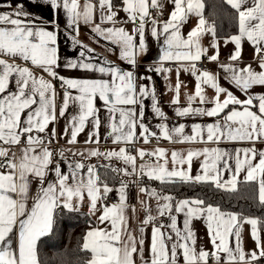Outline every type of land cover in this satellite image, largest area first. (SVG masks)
Returning a JSON list of instances; mask_svg holds the SVG:
<instances>
[{
  "label": "snow or ice",
  "instance_id": "1",
  "mask_svg": "<svg viewBox=\"0 0 264 264\" xmlns=\"http://www.w3.org/2000/svg\"><path fill=\"white\" fill-rule=\"evenodd\" d=\"M37 2L32 0L34 4ZM169 2L173 8L168 19L160 24L151 10L156 9L162 14L164 4L161 0H122V11L126 14L124 23L134 25L129 32L125 27L117 26L120 21L117 20L118 11L114 10L113 0H98L97 3L86 0L83 4L80 0H44L52 10L64 12L67 27L73 29L77 36L81 21L92 25V32L116 45L119 59L133 69L138 56L148 51L146 29L150 21L151 36L157 40L163 36L164 47L157 66L147 71L163 74L168 80L167 74L172 72V68L165 67V63L177 65L176 83L174 87L169 85L174 94L171 104H181L183 82L179 80L180 71L190 72L195 78L194 91L187 95L186 106H177L175 115L221 117L206 126L193 124L191 134H186L183 123L171 128L168 126V118L159 106L151 76L140 77V80L150 83L138 84L133 70H122L106 59L100 63L93 62L89 54L95 50L83 45L77 36L70 37L73 45L85 50L79 52L81 59H69L64 67L98 72L109 78L71 79L58 76L55 70L60 66L57 32L35 23L31 13L24 11L22 3L11 12H0V57H3L0 58V142L21 146L20 156L13 152L11 158V148L0 147V158L4 159L0 169H6L0 171V264H39L37 244L51 233L57 209L79 211L85 199L89 202V213L95 215L99 211L98 223L108 225L90 228L84 235L82 250L91 253L87 264H137V255L143 264H209L210 259L214 264H256L264 259V239L261 235L264 221L261 219L223 211L219 206L205 204L198 197L175 200L170 194H161L146 187H140L139 191L156 200L157 215L152 214L146 200L140 202L146 215L137 236L130 229L127 215L128 182L120 180L116 189L117 203H101L113 188L101 179L96 165L84 162L92 157H103L108 161L115 159L125 167L102 166L117 176L138 175L141 179L147 177L162 184L177 181L182 184H211L225 192H236L238 184L243 182L254 187L259 204L264 206V151L257 152L250 147L229 153L219 147H205L186 153L172 151L169 155L162 147L152 150L135 148L138 140L149 144L152 138L170 143L264 142V94L250 93L253 87L264 86V0H225L234 10L237 22V33L224 40L225 44L234 45L228 63L220 61V41L215 25L209 24L203 15V0ZM4 6L12 7L11 4L0 5ZM191 16L197 17V23L185 37L182 28ZM206 35L212 38L208 47L202 43ZM245 42L254 50L259 71L251 64L239 67ZM17 58L30 62L53 80L58 78L61 81L64 91L59 106L52 80L37 76L30 67L16 63ZM205 58L217 63L228 82L243 92L246 99H239L223 87L216 73L198 67ZM13 78L15 90L10 91ZM206 88L213 90L212 97L207 96ZM97 98L108 113V138L114 145H119L118 149L101 151L96 147L86 152L68 149L73 158L61 150L59 159H56L49 145L57 140L58 134L54 127L50 133L48 128L59 118H64L70 106H74L76 111L61 138L68 137L67 144L74 145L78 136L89 128L85 143L100 144L102 120L100 109L96 107ZM148 99L151 100L152 112L161 121L156 126L158 133L144 123V102ZM45 136L49 138L45 139ZM129 145L133 146L135 155L129 150ZM76 156L81 159H74ZM146 157L148 161H145ZM138 158L144 162L137 165ZM194 159L201 160L200 173L195 176L191 174ZM61 162L66 165V171L62 169ZM50 170L56 179L45 184ZM225 172L230 174L228 179L224 178ZM241 173H244L243 181L240 180ZM29 177L37 178L40 184L30 207L27 203ZM132 211L136 209L133 207ZM181 214L184 217L182 227L178 224ZM158 217H167L168 223H157ZM194 220L205 222L211 251L197 247V236L192 227ZM149 225L150 259L145 260L144 233ZM244 225L250 226V237L255 243V249L250 252H246L243 246ZM13 235H17L15 244L11 239Z\"/></svg>",
  "mask_w": 264,
  "mask_h": 264
},
{
  "label": "crops",
  "instance_id": "2",
  "mask_svg": "<svg viewBox=\"0 0 264 264\" xmlns=\"http://www.w3.org/2000/svg\"><path fill=\"white\" fill-rule=\"evenodd\" d=\"M81 4L85 3L86 0H80ZM94 3H97L98 0H93ZM161 2L164 4L163 8V21L160 22L162 24L165 20L168 19L169 13L171 12L173 5L169 2V0H161ZM23 4L24 5V11H27L31 13V18L34 20L35 23L43 25L48 30H55L58 34V53L60 56V66L56 68L55 70L58 73V76H62L65 78H71V79H108L107 76H101L98 72H87L79 69H67L64 67L67 60L69 59H81L79 57V52L82 50H85L81 48L79 45H73L72 39L70 37L77 36L76 32L73 31V29H70L67 27V17L64 14V12L61 10L59 12L54 11L50 8L49 5L44 3V0H38L37 3H32V0H0V5H8L11 4L12 7H0V12H11L14 10L15 6L17 4ZM115 8L114 10L118 11L117 20L120 21V23L117 25L118 27H125L126 30L131 32L132 28L134 27L131 23H124L126 20V14L122 11V0L118 4H114ZM36 17H40L39 20H35ZM49 17H51V21L49 20ZM97 22H99V12L96 13ZM197 23V17L191 16L189 17V20L186 24L183 25L182 33L186 37L187 33L196 26ZM58 24V27L56 25ZM105 26H111V25H105ZM151 22L149 21L147 24L146 29V44L148 46V51L144 55H140L137 58V65L135 69L132 68L131 65L127 64L124 61H121L119 59V48L116 45L111 44L108 41L102 40L100 37H98L94 32H92V25L85 24L83 21H81L78 25V36L77 39L83 44L88 47L93 48L95 51L91 54H89L91 57H93V62L100 63L103 60L110 61L113 65L120 67L122 70H133L135 72V75L137 77V83H150L149 81L140 80L141 76H151L152 82L155 84L157 98L159 100V106L162 109V111L167 116L166 123L168 126L174 127L178 126L179 124L183 123L186 125L185 132L186 134H191V128L193 124L199 123L202 125H207L208 123H215L217 120L221 119V117H201V116H187V117H178L175 115V108L177 106H186L187 104V95L193 93L194 87H195V78L190 74V72L180 71L179 74V80L183 82L182 88H181V104L180 105H173L171 104V100L173 98V92L169 90V85L173 86L176 83L177 80V65L172 62H166L165 67L172 68V72L168 73V80L164 79L163 74H157L155 72L147 71L150 67L157 66V63L159 61V57L162 54V48L163 45V36L157 40L156 38H153L151 36ZM211 36L206 35L204 36L202 43L205 47H208L211 41ZM226 38L219 39L220 41V61L224 63H228V56L230 53L234 50V45L231 43L225 44L224 40ZM3 58V57H0ZM98 58V59H97ZM202 61L209 62L206 58ZM16 63L22 65V66H28L31 68V70L37 75V76H44L45 79L52 80V83L55 85L56 92H57V104L61 103L62 100V94L64 89L61 87V81L57 79H52L47 75V73H44L41 69L33 67L30 62L26 63L19 58L16 59ZM239 67H244L248 64H251L252 67L259 71L257 58L254 56V50L253 48L245 42L243 44V51H242V58L241 61L238 62ZM210 68L207 70L213 71L220 77V84L227 88L228 90L232 91L234 95H236L239 99L244 100L246 99V96L243 92H241L239 89L234 87L232 84L228 82V80L225 78V73L223 70L219 67L217 63L209 62ZM14 79L13 83L10 85V91L15 90L14 85ZM250 93L253 95H261L264 94V86H255L252 89H250ZM206 94L208 97H212L214 95V92L210 88H206ZM223 98V97H222ZM145 116H144V123L152 130L158 133L157 124L161 121L155 116V114L152 112L151 109V100H145ZM202 107H211V105H201ZM96 107L100 109V117L102 120L101 128L99 130L100 135V144L95 145L91 143H85L87 140V134L89 131V128H86L83 133H81L77 138V143L74 145L67 144L68 137H62L61 135L63 133L64 128L67 126L69 119L71 118V115L75 114V107L70 106L68 113H66V116L64 118H59L54 124H50L48 128V132H51V129L54 127L57 131V140L54 141L49 147L53 149L54 154L56 156V159H59V153L61 150L65 151V154L68 155L70 158L71 154L67 151L68 149H71L72 151H79V152H86L89 149L99 147L101 151H108L112 149H118L119 145H114L111 142V139L108 138V123H107V117L108 113L103 105V103L97 98L96 100ZM232 107V106H230ZM137 111H139V106H137ZM223 115V114H222ZM139 131V130H138ZM45 135V134H41ZM49 136H45V139H48ZM0 147L4 148H11V151L9 152V157H11L12 153L15 152L16 156L19 157L21 154V146H8L3 145L2 142H0ZM156 147H162L167 149L169 155L172 151H178L186 153L188 150H196V149H203L205 147H219L223 150L228 151L229 153H234L237 149L241 148H250L254 147L257 152L264 151V142L256 141L255 144H251L249 142H229V141H222L219 144L214 143H170L167 140L161 139V142L156 143H149V144H143L142 141L137 142L135 145V148H144L147 150L155 149ZM129 150L132 151V154L135 155V151L133 146L129 145ZM74 159L79 160L81 157L76 156ZM98 160L101 162L103 160V157L97 158L92 157L90 159H86L84 162L86 165H94L93 160ZM202 159V158H201ZM149 158H145V161H148ZM106 164H111L113 167L117 168H123L125 165L121 161L118 160H105ZM4 159L0 158V163H3ZM144 161L137 159V165L140 163H143ZM154 162V161H149ZM200 163L201 160L194 159L192 163V171L191 174L193 176L200 173ZM232 166L234 167V160L231 161ZM61 167L65 171L66 165L61 162ZM171 167V165H169ZM187 167V165H185ZM108 169V168H107ZM6 169H1L0 171H5ZM112 173V172H111ZM115 175V173H112ZM230 176L229 173H224V178L228 179ZM244 173H241L240 180L243 181ZM124 181L128 182L127 187V203L129 205L127 215L129 217V225L130 229L139 235L138 229L141 226V221L145 217L146 213L143 210V207L141 205L142 200H146L147 203L150 205L152 209V214L155 216L156 208H157V202L155 199H149L146 195L140 193L139 189L140 187H146L148 189H155L158 193L161 194H167L160 190H158L157 186L154 183H160L156 180H150L147 177H143L142 179L136 175V176H130V177H124L120 176ZM55 174L53 171H49L46 178H45V184L48 182L55 181ZM29 192H28V200L27 203L29 207L32 204V198L36 195V193L40 189V184L38 182V179L35 177H29ZM179 181L175 182L178 183ZM162 184V183H160ZM109 185V184H108ZM110 186V185H109ZM119 185L116 186H110L113 188V191L109 193L107 196L112 195L114 196L118 201V193L116 191L117 188H119ZM14 198L15 197V194ZM101 203L111 205V203H108L105 200H103ZM100 205L98 204V208ZM135 208L136 211L133 212L132 208ZM79 212L86 213L94 222L95 227H108L107 224L101 225L97 221V217L100 215V212L97 211L95 215L89 213V202L87 199L84 200V202L80 205ZM183 215L178 216V224L182 227L183 224ZM163 221L164 223H168L167 217L164 218H157V223H160ZM192 227L194 228L197 236V247L201 248L203 247L206 250L211 251V244L209 242V237L207 233V228L205 225V222L203 220H194L192 223ZM262 239H264V230L261 232ZM150 236H151V225L146 227L144 238H145V245H144V259L149 260V244H150ZM242 237H243V246L246 252H250L255 249V243L252 241L250 237V226L244 225L243 231H242ZM13 243L15 244L17 242V235H13L11 237ZM137 264H143V261H141L140 256L137 255L135 257ZM209 264H214V262L209 261ZM256 264H264V259H261L260 261L256 262Z\"/></svg>",
  "mask_w": 264,
  "mask_h": 264
},
{
  "label": "trees",
  "instance_id": "3",
  "mask_svg": "<svg viewBox=\"0 0 264 264\" xmlns=\"http://www.w3.org/2000/svg\"><path fill=\"white\" fill-rule=\"evenodd\" d=\"M121 0H113L118 4ZM205 5L203 15L209 24H214L217 38H227L237 33L236 14L225 3V0H203ZM101 179L110 186L120 184L123 180L110 169L103 167L104 159L93 160ZM1 170V169H0ZM158 190L170 194L175 200L200 198L205 204L219 206L223 211L238 213L241 217H256L264 221V206L258 202L257 192L250 184L239 183L236 192H225L216 189L211 184H160L154 183ZM94 226L93 220L83 212H69L58 208L54 216V224L49 235L42 237L37 244L39 264H87L91 253L82 250L83 237ZM264 230V223L261 224Z\"/></svg>",
  "mask_w": 264,
  "mask_h": 264
},
{
  "label": "built area",
  "instance_id": "4",
  "mask_svg": "<svg viewBox=\"0 0 264 264\" xmlns=\"http://www.w3.org/2000/svg\"><path fill=\"white\" fill-rule=\"evenodd\" d=\"M151 12H152V16L155 17L158 22L163 21V15L160 14L156 9H152ZM198 67H200L201 69H209L210 65H209V62H207V61H201L198 64ZM139 81H141V80H139ZM160 142H161V139L160 140H157L155 138L151 139V143L158 144ZM106 201L108 203H111V204L118 202L117 199L114 196H112V195L107 196L106 197ZM210 261L213 262L211 259H210Z\"/></svg>",
  "mask_w": 264,
  "mask_h": 264
},
{
  "label": "rangeland",
  "instance_id": "5",
  "mask_svg": "<svg viewBox=\"0 0 264 264\" xmlns=\"http://www.w3.org/2000/svg\"><path fill=\"white\" fill-rule=\"evenodd\" d=\"M9 158H11V157H9Z\"/></svg>",
  "mask_w": 264,
  "mask_h": 264
}]
</instances>
